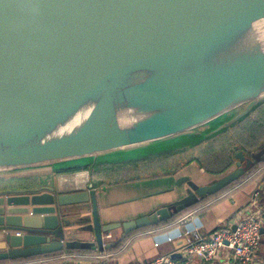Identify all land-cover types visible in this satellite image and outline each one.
<instances>
[{
  "label": "water",
  "instance_id": "water-1",
  "mask_svg": "<svg viewBox=\"0 0 264 264\" xmlns=\"http://www.w3.org/2000/svg\"><path fill=\"white\" fill-rule=\"evenodd\" d=\"M263 104L264 0H0V179L194 148ZM262 157L239 152L211 184L182 176L181 199L125 223H102L94 183L2 189L0 262L113 249Z\"/></svg>",
  "mask_w": 264,
  "mask_h": 264
},
{
  "label": "crops",
  "instance_id": "crops-1",
  "mask_svg": "<svg viewBox=\"0 0 264 264\" xmlns=\"http://www.w3.org/2000/svg\"><path fill=\"white\" fill-rule=\"evenodd\" d=\"M264 157L261 158V160ZM66 167L67 171L72 172L77 167ZM236 168V165L234 166ZM87 171L79 173L60 174V170L42 169L37 170L33 175L23 179H33L38 182L37 186L59 187L60 193H69L74 190L88 189L90 183H94V191L96 194L98 211L104 225L125 223L150 213L146 211L149 206L142 207V201L148 199L154 192H144L143 187L153 186L158 180L169 182L167 191H172V184L182 176H190L191 179L199 185L211 184L213 181L221 177L202 178L207 182H199L194 179L197 176V170L203 176L207 175L203 170L197 169L193 165L190 169L191 173L182 171L180 174L173 177L160 179H152L147 181L107 185L103 186L97 181H92L90 178V167ZM78 169V168H77ZM262 171L258 180V185L241 188L249 179L256 176ZM78 175H85L82 179L83 183L79 185L77 181ZM10 181L7 179H0ZM13 180V179H12ZM264 168L260 166L252 175L246 176L238 185L220 193L216 197L208 198L201 204L188 209L179 214L174 219L168 221L159 227H150L141 231L135 232L127 237L126 241L118 243V246L113 249L105 250L104 252H89L65 254L59 257L47 258L33 262H25L23 264H146L155 260L160 256L172 254L175 261L186 264H232L234 262L233 253L228 249H222L217 256L210 260L204 261L196 255H188L187 248L190 245H196L208 240H211L214 234L222 230L233 231L238 222L245 216L262 214L264 219ZM97 182V183H96ZM64 183H68L64 187ZM146 184V185H145ZM139 186V187H135ZM131 187L132 190L127 189ZM179 187V186H178ZM138 188V189H136ZM152 188V187H149ZM12 189V188H2ZM136 189L138 192L133 193ZM259 192V197L256 200V206L253 203L255 192ZM126 195L127 197H125ZM124 196V197H123ZM126 201V202H125ZM158 210V209H157ZM90 214L93 215L91 209ZM112 238L106 240L107 243L116 240L121 235V231L110 232ZM107 235V234H106ZM105 235V236H106ZM92 239V236H86ZM38 262V263H36ZM248 264H264V235H262L259 250L253 254L251 261Z\"/></svg>",
  "mask_w": 264,
  "mask_h": 264
},
{
  "label": "trees",
  "instance_id": "trees-1",
  "mask_svg": "<svg viewBox=\"0 0 264 264\" xmlns=\"http://www.w3.org/2000/svg\"><path fill=\"white\" fill-rule=\"evenodd\" d=\"M262 149H264V104L256 108L248 117L244 118L229 130L218 134L214 138L194 148L155 154L124 162L103 163L97 165L93 170L90 169V178L93 182L97 181L103 186L129 184L157 178L173 177L191 165H196L198 169L203 170L207 175L222 177L236 165V155L239 152H243L245 156H251L260 152ZM260 166L264 168V158L255 163V166L247 176L252 175ZM88 169L89 168H78L72 172L79 173L87 171ZM72 172L61 171L60 174L64 175ZM261 172L262 171L249 179L241 188L245 189L252 185L257 187L258 180L262 174ZM245 177L241 178L238 182L243 181ZM37 184L38 182L33 179L0 180V187L2 188L29 189L36 187ZM211 197L212 196L206 197L204 200ZM161 225L152 227H159ZM124 241H126V239ZM74 252L77 251H66L29 259L2 261L0 264L33 262L59 257L66 253L72 254ZM89 252L91 251H81L79 253Z\"/></svg>",
  "mask_w": 264,
  "mask_h": 264
},
{
  "label": "built area",
  "instance_id": "built-area-1",
  "mask_svg": "<svg viewBox=\"0 0 264 264\" xmlns=\"http://www.w3.org/2000/svg\"><path fill=\"white\" fill-rule=\"evenodd\" d=\"M264 184V181H263ZM259 192H255L253 197V205L256 206V200L259 197ZM262 229H264V219L262 214H252L245 216L241 219L235 231L222 230L214 234L211 240L190 245L187 248L188 255H196L202 258L204 261H210L214 259L218 252L222 249H228L233 253L234 262L232 264H248L253 254L259 250ZM21 235V233H18ZM112 238L111 233H107L106 240ZM146 264H186L179 263L174 260L172 254H166L160 256L153 261Z\"/></svg>",
  "mask_w": 264,
  "mask_h": 264
},
{
  "label": "rangeland",
  "instance_id": "rangeland-1",
  "mask_svg": "<svg viewBox=\"0 0 264 264\" xmlns=\"http://www.w3.org/2000/svg\"><path fill=\"white\" fill-rule=\"evenodd\" d=\"M193 166L196 167V165H193ZM186 169H184V170L187 171V173H191L190 169H188V170H186ZM233 169H235V167H233L228 173H230ZM197 172H198L197 176L194 179L196 180V179L199 178V182L201 181L202 183L203 182H207V181L203 180L202 178H209V176H211V175L203 176L202 174L199 173V170H197ZM211 177H214V176H211ZM157 179H160V178H157ZM240 182H238V183L236 182L235 184L229 186L227 189H225L223 192H220V193H224L226 190L232 188L235 185H238ZM178 184H179L178 180H176L172 184V187L174 189L172 191H167V192H165V190H168L167 187L169 186V182L165 181V180H158L154 184H151L153 186H145V187H143L142 189H143L144 192L151 191V192H154V193L158 192V194L155 195V194L151 193L152 195L150 197H148V199L142 201V207H144L145 205L149 206V208H147L146 211H148V213H152V212L156 211L157 209H160L161 207L172 205L174 202H176L179 199H181L187 192V187H185V186H179L178 187ZM135 187H139V186L135 185ZM149 187H152V188H149ZM127 189L132 190L131 187H128ZM136 189H138V188H136ZM136 189H134L135 191H133V193H137L138 192ZM219 194H216V195H214L212 197H216ZM124 196L127 197L126 195H124ZM23 263H25V262H23ZM23 263L19 262V264H23ZM36 263H38V262H36Z\"/></svg>",
  "mask_w": 264,
  "mask_h": 264
},
{
  "label": "bare ground",
  "instance_id": "bare-ground-1",
  "mask_svg": "<svg viewBox=\"0 0 264 264\" xmlns=\"http://www.w3.org/2000/svg\"><path fill=\"white\" fill-rule=\"evenodd\" d=\"M77 177H78L77 181H78L79 185H81L83 183L82 179L85 177V175H78ZM63 185H64V187H67L68 183H64Z\"/></svg>",
  "mask_w": 264,
  "mask_h": 264
},
{
  "label": "flooded vegetation",
  "instance_id": "flooded-vegetation-1",
  "mask_svg": "<svg viewBox=\"0 0 264 264\" xmlns=\"http://www.w3.org/2000/svg\"><path fill=\"white\" fill-rule=\"evenodd\" d=\"M205 174H206V173H205ZM215 181H217V180H215ZM213 182H214V181H213ZM200 186H202V185H200ZM204 201H205V200H202V202H204ZM202 202H201V203H202ZM174 211H175V210L173 209V212H174ZM175 217H176V216H175ZM175 217H174V218H175ZM174 218H172V219H174ZM172 219H171V220H172ZM169 221H170V220H169ZM167 222H168V221H167Z\"/></svg>",
  "mask_w": 264,
  "mask_h": 264
}]
</instances>
